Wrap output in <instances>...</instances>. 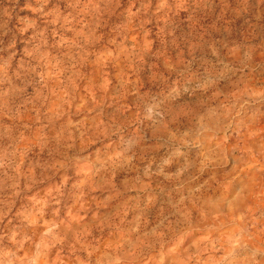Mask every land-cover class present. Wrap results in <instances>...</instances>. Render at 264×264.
<instances>
[{
  "label": "clouds",
  "instance_id": "1",
  "mask_svg": "<svg viewBox=\"0 0 264 264\" xmlns=\"http://www.w3.org/2000/svg\"><path fill=\"white\" fill-rule=\"evenodd\" d=\"M0 264H264V0H0Z\"/></svg>",
  "mask_w": 264,
  "mask_h": 264
}]
</instances>
